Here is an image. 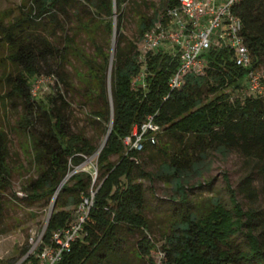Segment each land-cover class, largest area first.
<instances>
[{"label":"trees","instance_id":"trees-1","mask_svg":"<svg viewBox=\"0 0 264 264\" xmlns=\"http://www.w3.org/2000/svg\"><path fill=\"white\" fill-rule=\"evenodd\" d=\"M85 1L98 17L95 32L102 26L103 32L113 35L115 1ZM126 1L116 0L119 14L112 61V104L108 100L106 81L110 56L105 54L103 66H90L94 89L104 98L103 107L93 112L95 121L104 120L109 124V137L101 148L83 134L72 132L65 113L67 102L62 94L49 95L46 101L37 100L33 94V80L43 75L47 67L50 68L47 74L52 75V61L66 58L71 48V44H66L62 52L51 40L56 26L61 27L62 19L72 20V16L82 28L89 26L83 16L70 11L74 6L71 0H24L20 14L13 21L0 20V41L7 46L6 59L13 67V72L5 77L9 90L3 99L22 106L21 125L39 167L38 177L29 182L26 190L32 202H49L55 197L37 250L50 244L53 234L75 219L83 197L90 196L94 179L91 172L78 170L69 177L68 174L86 156L99 150V183L84 232L58 264H114L128 234H137L133 249L136 257L142 259L143 264H157L153 251L158 243L149 234L145 186L141 181L154 176V171L140 165L141 153L145 151L150 155L157 151L164 156L158 175L165 182L175 181L184 196H187L184 174L196 169L211 153H236L255 165L262 164L264 171V96L232 97L228 89L241 90L247 72L236 65L232 51L213 45L206 53L205 74L187 73L184 84L171 90L168 81L178 58L169 49L139 58L136 42L122 32V10ZM178 3L179 0H166L164 13ZM232 13L241 19L242 34L254 65L264 67V0H238L232 6ZM162 15L156 20L142 17L138 32L141 40ZM44 19L49 22L44 27L47 35L39 30ZM97 48L101 50L100 46ZM144 68L147 87L133 88V78ZM149 115H155L162 126L158 142L167 137L166 142L161 150L157 148L158 142L146 143L142 151L128 150L124 137ZM41 116H45L46 126L39 133L34 127ZM169 140L179 145L171 154H168L172 146ZM7 156V141L1 132L0 191L9 184ZM113 156H117V160H112ZM228 188L231 207L215 200L205 213L186 209L174 219L159 246L164 264H264V210L256 203L245 207L238 197L242 192L250 200H257L253 173H248L236 189L228 182ZM1 198L2 192L0 215ZM239 235L244 236V248L234 245ZM36 261L30 254L22 264Z\"/></svg>","mask_w":264,"mask_h":264},{"label":"rangeland","instance_id":"rangeland-1","mask_svg":"<svg viewBox=\"0 0 264 264\" xmlns=\"http://www.w3.org/2000/svg\"><path fill=\"white\" fill-rule=\"evenodd\" d=\"M24 0H0V20L5 22L13 21L20 14ZM115 1V29L114 34L103 32L102 26L96 31L97 14L92 6L85 0H71L74 5L70 11L77 12L78 17L83 16L89 24L82 28L78 21L72 16V20L66 18L62 26H56L54 34L50 36L55 45L61 51L66 44H71L66 58H59L52 61L53 73L47 74L50 69L33 80V94L37 100H47L48 96H62L67 105L65 113L69 118L72 132L83 134L95 146L102 147L107 137L109 124L104 120L95 121L93 112L101 109L104 105V98L99 96L94 89V78L91 75L90 66L104 65L105 54L110 56L107 74V95L112 104V61L115 53L117 40V17L118 8ZM167 8L166 0H127L123 5V27L122 32L128 39L134 40L138 46L141 59V39L139 37V25L142 17L157 19ZM94 21V22H93ZM44 19L39 24V30L47 35L44 28L48 24ZM217 29H215L216 33ZM215 37V34H213ZM100 46L101 50H98ZM8 48L0 41V133L5 134V141L8 146L9 184L2 189V213L0 215V264H22L28 253L35 245L36 240L43 235L47 221L54 207L55 197L49 202H32L26 190L29 182L39 175V167L34 161L32 146L27 133L21 125L23 108L3 99L9 87L5 77L13 72V67L6 59ZM245 84V81L243 82ZM228 91L232 97H245L253 93H247L240 89ZM46 126L45 116L39 117L35 122L34 131L42 132ZM27 129V128H26ZM163 136V134H162ZM167 137H162L157 148L161 150L163 142ZM171 141L172 146L168 154L177 151L179 146L175 140ZM99 150L85 157V160L70 171L68 177L78 170L91 172L93 175V186L99 183L97 158ZM163 155L155 151L150 155L147 151L141 153V166L146 170L154 171L153 177H144L141 181L145 186V214L149 219V234L157 241L158 248L153 251L157 264H164L160 255L161 244L164 241V234L169 230L174 219L184 210L191 209L198 214L205 213L213 206L215 200L231 207L230 191L228 182L233 188H237L242 179L253 173L255 186L258 191V198L250 200L242 192L238 197L245 207L257 205L264 210V171L262 164L255 165L248 162L236 153L222 155L211 153L205 160H202L196 169L184 174L183 184L187 196H184L178 189L175 181L165 182L158 175L162 167ZM112 160H117L113 156ZM71 167L73 165L71 164ZM68 177L66 179H68ZM125 179H123V182ZM137 234H128L121 248V255L115 258L114 264H143L144 261L136 257L133 249L136 245ZM235 246L245 247L243 235L234 239Z\"/></svg>","mask_w":264,"mask_h":264},{"label":"built area","instance_id":"built-area-1","mask_svg":"<svg viewBox=\"0 0 264 264\" xmlns=\"http://www.w3.org/2000/svg\"><path fill=\"white\" fill-rule=\"evenodd\" d=\"M238 0H179L149 28L141 41L142 58L147 53L169 49L178 58L176 69L169 77V88H180L187 73L205 74L206 53L213 45L226 47L233 53L236 65L247 70L245 84L241 90L264 96V67L254 65L253 56L242 34V22L232 13V6ZM215 29H217L215 33ZM215 34V37H213ZM133 88H146V72L142 69L132 80ZM162 126L149 115L143 122L133 126L131 134L123 139L128 150L142 151L146 143L156 144ZM95 192L83 197L72 222L57 230L51 243L37 250L40 236L30 254L37 261L34 264H58L63 255L70 251L73 242L84 232V223L94 203ZM163 258V252H159ZM27 256V257H28Z\"/></svg>","mask_w":264,"mask_h":264},{"label":"water","instance_id":"water-1","mask_svg":"<svg viewBox=\"0 0 264 264\" xmlns=\"http://www.w3.org/2000/svg\"><path fill=\"white\" fill-rule=\"evenodd\" d=\"M108 137H109V134L107 135V137H106V141H105V143L107 142V140H108ZM61 186V185H60Z\"/></svg>","mask_w":264,"mask_h":264}]
</instances>
